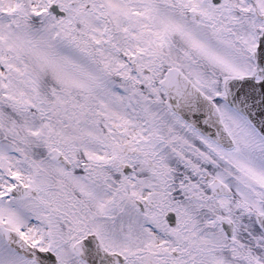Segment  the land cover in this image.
<instances>
[{"label": "snow or ice", "instance_id": "snow-or-ice-1", "mask_svg": "<svg viewBox=\"0 0 264 264\" xmlns=\"http://www.w3.org/2000/svg\"><path fill=\"white\" fill-rule=\"evenodd\" d=\"M0 264H264V0H0Z\"/></svg>", "mask_w": 264, "mask_h": 264}]
</instances>
